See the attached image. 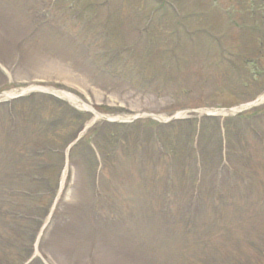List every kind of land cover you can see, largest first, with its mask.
Here are the masks:
<instances>
[{
    "label": "rangeland",
    "instance_id": "1",
    "mask_svg": "<svg viewBox=\"0 0 264 264\" xmlns=\"http://www.w3.org/2000/svg\"><path fill=\"white\" fill-rule=\"evenodd\" d=\"M41 1L0 0V96L35 89L33 102L13 104L15 126L0 108V264H19L31 234L45 264H264V103L223 134L220 113L197 130L92 134L110 120L156 124L264 93V0H57L50 11ZM52 93L87 109L86 123L38 96ZM81 128L78 146L60 152ZM101 145L107 164L96 166ZM14 212L27 225L18 231Z\"/></svg>",
    "mask_w": 264,
    "mask_h": 264
},
{
    "label": "trees",
    "instance_id": "2",
    "mask_svg": "<svg viewBox=\"0 0 264 264\" xmlns=\"http://www.w3.org/2000/svg\"><path fill=\"white\" fill-rule=\"evenodd\" d=\"M178 125L181 127L179 130H181L183 124H178ZM179 126H178V127H179ZM185 126H186V125H185ZM172 128H174V126H173V127H171V126H170V127H166V130H168V131H172V130H174V129H172ZM162 129H163V128H162ZM162 146H163L162 148L164 149L165 146H164L163 144H162ZM184 148L188 149V148H187V144L184 146ZM190 150H191V151H194V150H192V145H191V144H190V146H189L188 151H190ZM155 155H156L157 157H163V155L161 156V155H159L158 153L155 154ZM171 155H172V158H171V159L174 160V159H176L178 153H177V152L174 153V152L171 151ZM154 161L157 162V159H156V160L154 159ZM202 164H203V162H202Z\"/></svg>",
    "mask_w": 264,
    "mask_h": 264
},
{
    "label": "bare ground",
    "instance_id": "3",
    "mask_svg": "<svg viewBox=\"0 0 264 264\" xmlns=\"http://www.w3.org/2000/svg\"><path fill=\"white\" fill-rule=\"evenodd\" d=\"M257 103H264V95L257 100Z\"/></svg>",
    "mask_w": 264,
    "mask_h": 264
}]
</instances>
